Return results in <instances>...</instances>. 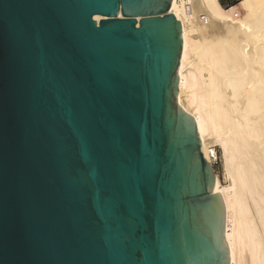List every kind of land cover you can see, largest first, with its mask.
Segmentation results:
<instances>
[{"label":"water","instance_id":"obj_1","mask_svg":"<svg viewBox=\"0 0 264 264\" xmlns=\"http://www.w3.org/2000/svg\"><path fill=\"white\" fill-rule=\"evenodd\" d=\"M171 1L0 0V264L231 263Z\"/></svg>","mask_w":264,"mask_h":264},{"label":"bare ground","instance_id":"obj_2","mask_svg":"<svg viewBox=\"0 0 264 264\" xmlns=\"http://www.w3.org/2000/svg\"><path fill=\"white\" fill-rule=\"evenodd\" d=\"M240 6L242 16L220 0L171 1L183 39L178 105L211 168L223 150L224 182L215 174L209 196L225 204L230 264H264V0Z\"/></svg>","mask_w":264,"mask_h":264},{"label":"rangeland","instance_id":"obj_3","mask_svg":"<svg viewBox=\"0 0 264 264\" xmlns=\"http://www.w3.org/2000/svg\"><path fill=\"white\" fill-rule=\"evenodd\" d=\"M220 2L225 8L236 7L238 15L242 16L244 14L243 9L240 6L242 0H220ZM216 151H217V161L214 162L212 169L214 174H217L220 177L221 181L224 182L225 173L223 169V150L219 148Z\"/></svg>","mask_w":264,"mask_h":264}]
</instances>
